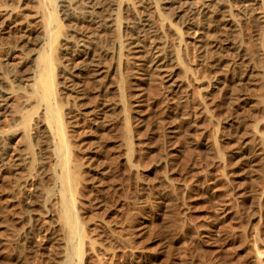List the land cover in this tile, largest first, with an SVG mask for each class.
Wrapping results in <instances>:
<instances>
[{
    "label": "rangeland",
    "instance_id": "obj_1",
    "mask_svg": "<svg viewBox=\"0 0 264 264\" xmlns=\"http://www.w3.org/2000/svg\"><path fill=\"white\" fill-rule=\"evenodd\" d=\"M50 1L0 0V264H264V0Z\"/></svg>",
    "mask_w": 264,
    "mask_h": 264
},
{
    "label": "bare ground",
    "instance_id": "obj_2",
    "mask_svg": "<svg viewBox=\"0 0 264 264\" xmlns=\"http://www.w3.org/2000/svg\"><path fill=\"white\" fill-rule=\"evenodd\" d=\"M50 1V0H49ZM112 1V0H111ZM51 2V1H50ZM50 2H49V4H50ZM53 2V1H52ZM51 2V3H52ZM110 2V1H109ZM124 2V1H123ZM226 2V1H225ZM221 3V2H220ZM46 4H48L47 2H46ZM222 4V3H221ZM264 4V3H263ZM42 6H44V5H42ZM59 2L57 1V0H54V2L50 5V6H48V7H51L50 8V11H47V12H50L49 14H50V16H48V23L46 22V25H47V27H48V29H49V31H50V26L52 25V21H53V15H54V13L56 12H58V8H59ZM96 6V5H95ZM135 6V5H134ZM45 7H47V6H45ZM112 8V7H111ZM121 8V7H120ZM119 9V8H118ZM45 10H47V9H45ZM49 10V9H48ZM227 11V10H226ZM230 11V10H229ZM110 12V11H109ZM46 13V12H45ZM55 13V14H56ZM84 13V12H83ZM120 13V12H119ZM227 13V12H226ZM98 14V13H97ZM96 14V15H97ZM118 14V13H117ZM231 14H233V13H231ZM11 15L12 14H9V13H7V14H5V15H3L2 17H6V18H9V17H11ZM119 15V14H118ZM239 16V15H238ZM251 16H253L252 14H251ZM83 17V16H82ZM60 18V17H59ZM233 18H235V16L233 17ZM246 18H247V16H246ZM255 18V17H254ZM164 19V18H163ZM244 19V18H243ZM4 20H5V18H4ZM56 20V19H55ZM215 20V19H214ZM237 20V19H236ZM257 21V20H256ZM263 21V20H262ZM56 22V21H55ZM120 22V21H119ZM116 23V22H115ZM118 23V22H117ZM120 23H122V22H120ZM215 23V22H214ZM56 24V23H55ZM240 24V23H239ZM250 25V24H249ZM128 26V25H127ZM258 27V26H257ZM263 27V26H262ZM58 28V27H57ZM236 28V27H235ZM261 28V27H260ZM53 29H54V26H53ZM119 29H120V27H119ZM228 29V28H227ZM232 29V28H231ZM240 29V28H239ZM242 29V28H241ZM52 30V29H51ZM135 30V29H134ZM237 30V29H236ZM52 31H54V30H52ZM52 31H50V32H47V34L48 33H51L49 36H52L53 34H52ZM118 31H120V30H118ZM138 31H139V29H138ZM234 31V30H233ZM239 32V31H238ZM54 33V32H53ZM114 33V32H113ZM117 33V32H116ZM137 33V32H136ZM264 33V32H263ZM261 34V33H260ZM55 35V34H54ZM53 35V36H54ZM234 36H236V35H234ZM261 37V36H260ZM53 38V37H52ZM52 38H50L51 39V41H52ZM58 38V37H57ZM115 38H117V37H115ZM250 38V37H249ZM48 39V38H47ZM225 39V38H224ZM49 41V40H48ZM55 41H56V39H55ZM233 41V40H232ZM236 41V40H235ZM258 41V40H257ZM259 42V41H258ZM261 42V41H260ZM264 42V41H263ZM46 43V42H45ZM54 42L52 41V44H53ZM112 43V42H111ZM117 43V42H116ZM240 43V42H239ZM48 45H50V44H48ZM54 45V44H53ZM59 45V44H58ZM102 45V44H101ZM100 45V46H101ZM51 46V45H50ZM104 46V45H103ZM234 46V45H233ZM57 47V46H56ZM115 47V46H114ZM120 47H121V45H120ZM55 48V47H54ZM95 48V47H94ZM105 48V47H104ZM108 48V47H107ZM103 49V48H102ZM50 50V49H49ZM101 50V49H100ZM103 51V50H102ZM42 52V51H41ZM47 52V51H46ZM101 53V52H100ZM43 54V53H42ZM52 54H54V53H52ZM239 54V53H238ZM41 55V54H40ZM39 56V55H38ZM41 57V56H40ZM43 57V56H42ZM40 58V59H43V58ZM48 57V56H47ZM44 58L43 59V61H44V63L42 64V65H44V67H45V73L43 74V75H41V79H39V78H37V79H39L41 82V84L40 85H44L45 87H49L50 85H51V83H52V79H53V70H52V67H51V64H52V62L51 61H53V60H51L50 59V57L49 58ZM53 58V57H52ZM94 59V58H93ZM42 61V60H41ZM93 61V60H92ZM39 63V62H38ZM40 64V63H39ZM38 67L36 68V69H33L34 71L36 70L37 71V69L39 68V67H41V66H39V65H37ZM56 66V65H55ZM35 67V66H34ZM42 68V67H41ZM33 71V72H34ZM31 73V74H29L28 76H25L24 78H23V81H25V82H32V81H34L35 79V76L37 77V75L36 74H34V73ZM42 72V71H41ZM35 75V76H34ZM15 78V77H14ZM55 78V77H54ZM54 80V79H53ZM55 81V80H54ZM37 83V82H36ZM34 86V85H33ZM32 87V86H31ZM42 87V86H41ZM27 88V87H26ZM33 88V87H32ZM44 90V89H43ZM48 90V89H47ZM46 90V91H47ZM45 91V92H46ZM50 91V90H49ZM53 91V90H52ZM54 92V91H53ZM51 93V91L49 92V94ZM39 94V93H38ZM48 94V93H47ZM47 94H45V95H47ZM49 94H48V96H49ZM51 94H53V93H51ZM2 96V95H1ZM1 96H0V102H2L1 101ZM57 96V95H56ZM53 97V96H52ZM3 98V97H2ZM56 98V97H55ZM54 98V99H55ZM4 99V98H3ZM48 99V98H47ZM42 100V99H41ZM46 100V99H45ZM50 100V99H49ZM51 101V100H50ZM46 102V101H45ZM42 103V102H41ZM47 103V102H46ZM49 103V102H48ZM43 104V103H42ZM50 104V103H49ZM52 104V103H51ZM36 107V106H35ZM60 107V106H59ZM58 107V108H59ZM34 108V107H33ZM46 108V107H45ZM52 109H50L49 111L47 110V113H49V117H48V120H50V119H52V123H54L56 120L55 119H57V118H55V112H53V110H55V109H53L52 111H51ZM56 111V110H55ZM35 112V111H34ZM46 113V114H47ZM57 113V112H56ZM48 115V114H47ZM46 115V116H47ZM59 121V120H58ZM50 123V122H49ZM51 123V124H52ZM58 123H60V122H58ZM57 123V124H58ZM50 124V125H51ZM54 125V124H53ZM59 126H61V125H59ZM57 127V126H56ZM62 127V126H61ZM257 127V126H256ZM52 130V129H51ZM53 130H54V128H53ZM57 130H58V128H57ZM58 132V131H57ZM52 133V132H51ZM61 133V132H60ZM53 134V133H52ZM60 136V135H59ZM66 136V135H65ZM61 137V140H62V142L61 143H63V141H64V139H63V137L62 136H60ZM60 140V139H59ZM55 141V140H54ZM66 141V140H65ZM60 142V141H59ZM60 145V143L58 144V146ZM61 146V145H60ZM62 146L64 147L65 146V142H64V145L62 144ZM61 146V147H62ZM60 147V148H61ZM66 147V146H65ZM64 147V148H65ZM62 149V148H61ZM68 149V148H67ZM66 149V150H67ZM63 150V149H62ZM61 150V151H62ZM218 150V149H217ZM64 151V150H63ZM60 152V151H59ZM67 152V151H66ZM65 152V153H66ZM69 152V151H68ZM62 153V152H61ZM61 153H59V155L61 154ZM64 153V152H63ZM63 153H62V155H63ZM64 153V154H65ZM220 153H221V151H220ZM224 153H222V155H223ZM67 155V154H66ZM61 156V155H60ZM66 157V156H65ZM69 157V156H68ZM61 158V157H60ZM65 159H67V158H65ZM62 162H63V160H62ZM66 163V162H65ZM64 163V164H65ZM63 163H62V166L64 165ZM61 165V164H60ZM72 166V165H71ZM75 166V165H74ZM79 167V166H78ZM63 169H64V167H63ZM69 171H71V170H69ZM62 172H63V170H62ZM69 173V172H68ZM74 173V172H73ZM72 173V174H73ZM71 174V175H72ZM67 175V174H66ZM71 175H70V178H71ZM61 179H62V177H60ZM65 179L64 180H66V177H64ZM76 178V177H75ZM63 180V182H65ZM72 180H74L73 179V177H72ZM71 181V180H70ZM62 182V181H61ZM69 183V182H68ZM64 184H66V183H64ZM77 184V183H76ZM66 185H68V184H66ZM65 186V185H64ZM64 186H63V188H64ZM70 187V186H69ZM75 187V186H74ZM76 188V187H75ZM74 188V189H75ZM65 189H66V187H65ZM70 189V188H69ZM67 190H68V188H67ZM69 191H71V190H69ZM69 191H68V193H69ZM72 193V192H71ZM66 194V193H65ZM61 197V196H60ZM65 199H66V197H65ZM63 200V199H62ZM71 208V207H70ZM70 208H67V210L68 209H70ZM67 212V211H66ZM71 212V210H69V213ZM68 212H67V214H69ZM71 215V214H70ZM67 217V216H66ZM68 217H69V215H68ZM71 218H72V215L70 216ZM71 221V220H70ZM68 222H69V220H68ZM70 224V223H69ZM73 224H75V222L73 223ZM77 225V224H76ZM71 226H73L72 224H71ZM75 226V225H74ZM70 227V226H69ZM70 228H72V227H70ZM74 228V227H73ZM76 229H77V227H76ZM71 230H73V229H71ZM77 232H78V229L76 230ZM75 230H74V232H76ZM81 232L79 231V234H80ZM78 234V233H77ZM80 237V236H79ZM79 244V243H78ZM78 246V245H77ZM80 247V246H79Z\"/></svg>",
    "mask_w": 264,
    "mask_h": 264
}]
</instances>
